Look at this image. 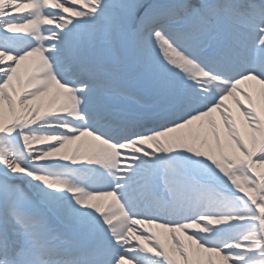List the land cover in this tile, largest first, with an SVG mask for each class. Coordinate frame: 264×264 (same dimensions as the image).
<instances>
[{
    "label": "snow or ice",
    "instance_id": "6c2138e0",
    "mask_svg": "<svg viewBox=\"0 0 264 264\" xmlns=\"http://www.w3.org/2000/svg\"><path fill=\"white\" fill-rule=\"evenodd\" d=\"M0 264H264V0H0Z\"/></svg>",
    "mask_w": 264,
    "mask_h": 264
}]
</instances>
